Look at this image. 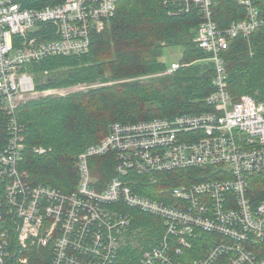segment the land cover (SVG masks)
I'll list each match as a JSON object with an SVG mask.
<instances>
[{
  "label": "built area",
  "instance_id": "1",
  "mask_svg": "<svg viewBox=\"0 0 264 264\" xmlns=\"http://www.w3.org/2000/svg\"><path fill=\"white\" fill-rule=\"evenodd\" d=\"M121 1L29 8L26 0H0V110L8 136L0 150V264H27L42 252L49 264H114L127 244L134 246L127 243L132 211L155 218L160 233L137 264H264V201L253 205L248 197L251 179L264 175V102L230 97L222 56L231 38L264 27V0H231L245 17L226 28L213 18L217 0H163L171 14H200L194 42L215 67V90L206 100L213 111L114 123L78 156L72 192L34 185L20 169L27 129L16 112L53 91L39 94L29 67L86 54ZM183 66L171 63L166 74ZM106 155L118 177L100 189L89 159ZM175 172L190 182L159 188Z\"/></svg>",
  "mask_w": 264,
  "mask_h": 264
},
{
  "label": "trees",
  "instance_id": "2",
  "mask_svg": "<svg viewBox=\"0 0 264 264\" xmlns=\"http://www.w3.org/2000/svg\"><path fill=\"white\" fill-rule=\"evenodd\" d=\"M63 1L26 0V5L42 8ZM212 9L214 21L221 28L245 17L244 9L231 0H217ZM173 15L163 0L118 2L115 15L106 21L105 28L93 33L86 54L49 57L29 67L35 75L46 76L37 84L42 90L98 81L108 83L69 98L31 100L17 110L18 122L27 129V149L19 166L34 185L74 191L79 181L78 156L105 138L114 123L173 118L215 109L206 101L215 90L214 64L190 65L210 57L194 42L200 14L193 9L181 16ZM169 47H180V62L188 66L164 77H148L167 71L170 65L161 58ZM222 56L230 97L238 100L249 95L264 102V27L247 38H231ZM144 77L148 78L141 80ZM6 123L0 110V150L8 141ZM34 148L47 152L38 155ZM89 165L100 189L118 177L110 155L92 157ZM176 173L172 174L177 179L170 180L168 185L190 182L185 175ZM248 197L253 205L264 201V175L251 179ZM131 216L134 226L127 243L134 242V246L127 244L114 264H137L142 251L159 239L155 218L137 211H132ZM27 264H49V255L36 254Z\"/></svg>",
  "mask_w": 264,
  "mask_h": 264
},
{
  "label": "rangeland",
  "instance_id": "3",
  "mask_svg": "<svg viewBox=\"0 0 264 264\" xmlns=\"http://www.w3.org/2000/svg\"><path fill=\"white\" fill-rule=\"evenodd\" d=\"M181 57H182V49L180 47H171V48L169 47L165 49L164 55L162 56L161 61L170 65L171 63L180 61ZM200 62L208 63L210 61L209 59H202L200 61L193 62L190 65H195ZM30 73L34 75L33 78L35 81L36 91L39 92V94H41L43 91H46V90H53V91H50L49 93H46V95L48 96H46L45 98H59V97L69 98L70 96L78 95L80 93H85L91 89H96L102 86H106L108 84V83L106 84L101 81H98V82L90 83V84L83 83V84H76L73 86H65V87H50V88H46L42 90V89H38L37 84L38 82L45 80L46 76L44 75L38 76L39 74L35 75L33 72H30ZM164 75H170V74H166V72H163V73L149 75L148 77L156 78V77H164ZM148 77L141 78V80H146ZM38 98H44V97L43 96L41 97V95H39ZM171 179L176 180L177 176L164 177L159 185V188L162 187L161 185L164 186V184H167L168 181L170 182ZM153 195H156V194L153 192Z\"/></svg>",
  "mask_w": 264,
  "mask_h": 264
},
{
  "label": "bare ground",
  "instance_id": "4",
  "mask_svg": "<svg viewBox=\"0 0 264 264\" xmlns=\"http://www.w3.org/2000/svg\"><path fill=\"white\" fill-rule=\"evenodd\" d=\"M173 16H174V15H173ZM178 16H179V15H178ZM180 16H181V15H180ZM105 26H106V25H105ZM220 28H221V27H220ZM32 66H34V65H32ZM29 70H30V68H29ZM33 76H34V75H33ZM89 160H90V159H89ZM167 184H168V183H167ZM167 184H164V186L167 185ZM161 186L163 187V185H161Z\"/></svg>",
  "mask_w": 264,
  "mask_h": 264
}]
</instances>
